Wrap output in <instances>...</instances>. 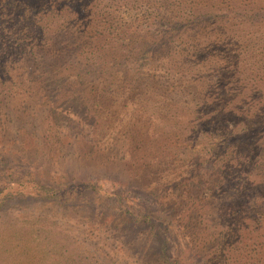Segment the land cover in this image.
<instances>
[{
	"label": "rangeland",
	"instance_id": "1",
	"mask_svg": "<svg viewBox=\"0 0 264 264\" xmlns=\"http://www.w3.org/2000/svg\"><path fill=\"white\" fill-rule=\"evenodd\" d=\"M97 4L96 22L113 9L121 39L92 28L94 0H0V201L17 181L96 182L175 219L188 240L168 254L185 264H264V26L251 23L252 48L234 37L214 53L215 70L174 41L146 57L102 53L105 39L137 46L135 29L155 18L132 1ZM95 191L5 197L0 264L151 263L124 257L113 198Z\"/></svg>",
	"mask_w": 264,
	"mask_h": 264
},
{
	"label": "trees",
	"instance_id": "2",
	"mask_svg": "<svg viewBox=\"0 0 264 264\" xmlns=\"http://www.w3.org/2000/svg\"><path fill=\"white\" fill-rule=\"evenodd\" d=\"M99 1L94 0V5H91L90 16L92 22L95 23V27L92 24V28L104 38H111L110 36L115 35L119 36L118 30L120 29V25H118L115 19L113 23L111 19L109 20V17L113 18L115 15L113 9L104 10L101 14L103 21L101 23L96 22L97 18L95 15L99 13L100 9V6L98 7L99 4H97ZM121 1H132L131 8L134 9V6H139L137 9L140 12V16L145 19L155 18V24L145 23L142 27L135 29V32L141 35L140 43L135 47L124 46L118 43V41L105 39L100 49L105 53L107 51L110 55H113L114 52L144 53L146 57L148 53L165 52L174 41V43L177 42L179 45L182 44L186 47L187 53H189L187 58L191 59L193 53H203L197 56L199 58L202 56V59L212 61L213 63L211 62L209 65L212 67L213 64L212 68L216 70L217 58L214 53H230L233 44L229 43V41L231 42L234 37L245 46L250 44V48H252L254 40L248 34L251 23L255 31L259 29L258 24L264 26V5L258 8H251L252 6H249L256 1H252L249 5L243 2L241 4L237 3V0ZM134 2L136 5H134ZM105 21L110 22V24L106 26ZM126 26L127 28L133 27L129 22H126ZM147 32L159 35V37L156 39L147 38ZM119 37L121 39L122 36ZM138 42L137 40L136 43ZM191 48H193V51ZM103 51L102 53H104ZM144 55L139 54L138 58L140 57L142 63L145 64ZM236 63L239 65L243 64L239 59ZM162 81H164L163 84H167L168 79ZM144 146L143 144L141 145L142 148ZM95 184L96 182H85L83 184L62 182L52 186L48 183L41 185L34 179L24 182L17 181V183L11 184L14 186V189L7 191L8 194L1 199L0 204L5 197L11 196L22 197L28 200L32 199V196L45 197L47 199L55 198L62 202L64 198L83 195L88 189L95 191ZM104 190L105 192H103V189H98L95 192L101 196L104 195L107 199L113 198L114 205L111 204L109 214L112 218L117 219L120 227L123 226L125 229L126 235L122 236L121 240L124 242L129 241L128 244L122 247L124 257L127 260H132L131 258L134 257V254H146L148 257L152 256L150 258L151 263L149 264H185L181 261L183 259L179 255L169 256L168 254V247L171 242L175 241L176 237L183 239V241L188 240V234L182 231V226L175 219H167L168 215L166 214H155L152 216L150 204L146 200L140 201L138 197L128 198V196H121L114 189H109V191L107 189ZM143 208H147V210ZM141 222L148 224L142 226ZM146 228L149 230V233L144 232ZM172 230L175 234L172 233ZM186 251H188L187 254L199 252L197 248L191 245V242H187ZM204 258L203 264H210L207 255ZM133 264H139V262L133 260Z\"/></svg>",
	"mask_w": 264,
	"mask_h": 264
}]
</instances>
